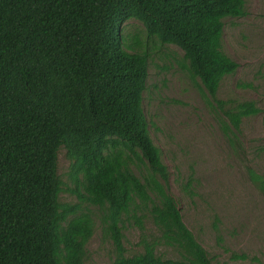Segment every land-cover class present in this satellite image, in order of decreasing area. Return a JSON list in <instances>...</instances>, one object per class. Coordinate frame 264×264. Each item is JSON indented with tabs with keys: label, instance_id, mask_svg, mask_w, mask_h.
<instances>
[{
	"label": "trees",
	"instance_id": "obj_1",
	"mask_svg": "<svg viewBox=\"0 0 264 264\" xmlns=\"http://www.w3.org/2000/svg\"><path fill=\"white\" fill-rule=\"evenodd\" d=\"M245 6L246 0H0V264H83L95 222L90 214L73 216L81 203L99 210L116 251L112 264H213L166 190L169 170L143 109L149 57L125 49L120 29L138 20L149 38L184 52L183 67L200 80L236 151L243 120L261 110L217 93L239 67L223 51L224 20L245 16ZM61 149L77 205L60 200L67 186L58 173ZM134 158L145 168L141 177L131 169ZM249 172L264 189L263 178ZM144 209L166 243L188 258L159 257L155 244L125 256L121 224Z\"/></svg>",
	"mask_w": 264,
	"mask_h": 264
},
{
	"label": "rangeland",
	"instance_id": "obj_2",
	"mask_svg": "<svg viewBox=\"0 0 264 264\" xmlns=\"http://www.w3.org/2000/svg\"><path fill=\"white\" fill-rule=\"evenodd\" d=\"M245 10L243 17L224 20L223 51L239 67L221 82L217 93L222 100L253 101L261 110L243 120L241 147L236 151L200 80L183 67L184 52L149 38L138 20L131 19L120 29L125 49L149 57L143 109L150 136L169 170L166 190L213 264H264V189L249 172L264 180V0H246ZM70 165L61 149L58 173L67 186L60 200L77 205L78 197L67 191L74 188ZM131 169L141 177L145 168L134 158ZM82 214H90L95 222L83 264H112L116 251L100 225L99 210L81 203L73 216ZM121 225L127 257L144 252L145 244H155L159 257L188 258L183 249L166 243L148 210L132 211Z\"/></svg>",
	"mask_w": 264,
	"mask_h": 264
}]
</instances>
